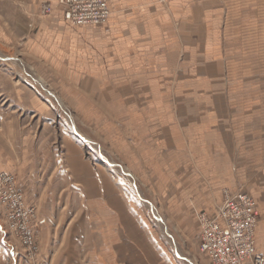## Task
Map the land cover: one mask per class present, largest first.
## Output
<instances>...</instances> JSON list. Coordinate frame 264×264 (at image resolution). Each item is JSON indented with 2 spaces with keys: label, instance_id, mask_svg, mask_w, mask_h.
I'll return each mask as SVG.
<instances>
[{
  "label": "crops",
  "instance_id": "1",
  "mask_svg": "<svg viewBox=\"0 0 264 264\" xmlns=\"http://www.w3.org/2000/svg\"><path fill=\"white\" fill-rule=\"evenodd\" d=\"M109 2L107 27L75 26L82 27L86 45L81 51L62 47L51 57L84 74L85 89L97 88L100 102L130 123V145L121 130L115 138L130 146L134 163L140 164L138 155L173 159L164 167L170 177L158 184L173 212L161 215L170 235L175 227L168 219L177 213L187 219L189 204L211 215L223 188L241 191L257 204L255 247L264 255V0ZM58 23L70 27L64 19ZM79 55L82 64L74 62ZM64 168L68 188L77 190L66 194L80 205L57 216L73 221L62 264H199L172 237L173 253L170 243L156 242L155 228L120 180L94 166L72 140ZM176 170L179 177L171 178ZM177 202L187 209L177 210ZM195 222L199 234L196 216Z\"/></svg>",
  "mask_w": 264,
  "mask_h": 264
},
{
  "label": "rangeland",
  "instance_id": "2",
  "mask_svg": "<svg viewBox=\"0 0 264 264\" xmlns=\"http://www.w3.org/2000/svg\"><path fill=\"white\" fill-rule=\"evenodd\" d=\"M36 2L0 0V172L15 176L25 204L31 208L28 216L34 244H24L20 232L12 228L6 205L0 199V264H62L61 254L71 241L69 230L73 221L57 216L66 209L77 210L80 205L72 203L66 194L70 189L72 195L77 194L74 187L68 188L69 177L64 168V149L70 140L83 149L94 166L109 169L120 180L124 194L146 213L155 228L156 242L170 243L173 253V239L188 259L207 264L198 249V212L193 204H189L187 219L177 218L178 213L176 218L168 219L170 228L175 227L174 237L161 219L163 212L169 214L172 210L158 184L162 177H170L165 168L173 159L170 161L168 154L154 158L138 155L140 164L133 162L128 146L130 123L120 122L115 107H106L103 99L100 102L97 88L85 89L90 83L84 74H73L72 69L66 68L67 60L57 64L51 57L52 51L62 47L68 51L82 50L85 36L77 29L82 27H75L81 25L68 22L72 29L60 26L58 22L64 18L58 0ZM107 2L109 16L105 22L93 24L96 28L108 25L113 11ZM63 29L67 34L62 33ZM81 56H76L74 62L82 64ZM116 130H121L128 145L118 144ZM153 166L159 170H153ZM175 176L179 177L178 170L171 178ZM178 193L177 188L175 194ZM175 207L185 210L188 206L177 202Z\"/></svg>",
  "mask_w": 264,
  "mask_h": 264
},
{
  "label": "built area",
  "instance_id": "3",
  "mask_svg": "<svg viewBox=\"0 0 264 264\" xmlns=\"http://www.w3.org/2000/svg\"><path fill=\"white\" fill-rule=\"evenodd\" d=\"M63 18L74 25L105 22L110 10L107 0H58ZM0 199L8 210L12 228L20 232L24 244L33 246L29 208L17 186L15 176L0 172ZM198 249L211 264H264V255L255 247L259 217L257 204L245 192L222 190V199L213 214L197 213Z\"/></svg>",
  "mask_w": 264,
  "mask_h": 264
}]
</instances>
